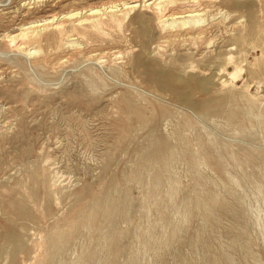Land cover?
Segmentation results:
<instances>
[{"label":"rangeland","instance_id":"obj_1","mask_svg":"<svg viewBox=\"0 0 264 264\" xmlns=\"http://www.w3.org/2000/svg\"><path fill=\"white\" fill-rule=\"evenodd\" d=\"M232 1L199 39L137 8L43 62L2 36L90 0H0V264H264V0Z\"/></svg>","mask_w":264,"mask_h":264},{"label":"bare ground","instance_id":"obj_2","mask_svg":"<svg viewBox=\"0 0 264 264\" xmlns=\"http://www.w3.org/2000/svg\"><path fill=\"white\" fill-rule=\"evenodd\" d=\"M51 1L55 2V5L59 0ZM72 4L73 5H70V7H67L66 11L62 7L61 9L63 11L60 13H54L51 16L39 18L33 22L21 25L16 32L3 35V42L12 47L16 52L23 53L31 58L38 57L41 61L45 62L47 55L46 52L43 51L44 49L41 45L43 42L47 44L46 47H48V51L51 48L55 50H82L83 40L102 38L105 35L104 32L106 29L120 30L128 16L137 8L150 9L156 16L157 27L162 32L175 33L174 37H172L173 39L178 38L182 33H184V35H194L196 39H199L201 35L211 27L212 21L219 20L216 24H221L228 19L229 14L226 11H222L224 9L223 5H231L233 1L107 0L94 2V0H90L85 8L77 7L74 3ZM211 11L217 12L216 14H212ZM261 33L262 31L259 30L258 34ZM234 39L236 43H241L243 41L241 34H237ZM255 47L260 49V57H254L249 63V73L253 77L264 78V46L252 44V48ZM253 54L255 56V53ZM238 55V58H235L232 54L221 51L217 52L215 55V59L223 60L222 66L219 69V75L227 76V79L220 78L221 87L233 84L241 77L243 70L240 62L243 60V55L240 50ZM246 58H248L247 55ZM227 66H232V71H227ZM26 178L31 183L29 189L31 192L28 193H33L36 175L33 173H26ZM23 185V181L15 182L13 186L14 189L11 190L13 193L6 198L4 206L7 213L18 216L20 218L19 220L22 222L28 220V218L22 212L21 207L23 206L21 205L23 204L16 200L15 194ZM17 207L20 208V213L16 212L15 209ZM7 240L9 241L11 239L8 238ZM41 245L42 244H40V246Z\"/></svg>","mask_w":264,"mask_h":264}]
</instances>
